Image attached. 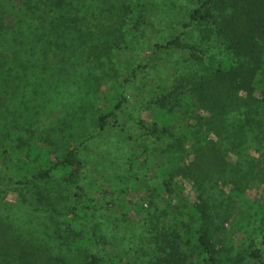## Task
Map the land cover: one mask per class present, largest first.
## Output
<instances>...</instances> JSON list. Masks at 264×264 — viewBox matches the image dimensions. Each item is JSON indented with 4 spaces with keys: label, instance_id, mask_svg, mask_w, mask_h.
I'll use <instances>...</instances> for the list:
<instances>
[{
    "label": "rangeland",
    "instance_id": "rangeland-1",
    "mask_svg": "<svg viewBox=\"0 0 264 264\" xmlns=\"http://www.w3.org/2000/svg\"><path fill=\"white\" fill-rule=\"evenodd\" d=\"M77 1L88 4L86 21L93 3L124 5L126 23L117 45L83 52L73 96L26 109L34 123L1 115L12 81H39L51 62L6 59L0 68V264H83L91 255L103 264H205L201 234L211 264H264V84L249 78L236 89L218 79L240 58L214 18L189 23L201 0ZM2 6L13 24L9 2ZM231 12L247 23L241 4L225 1L215 15ZM34 30L30 38L42 40ZM259 30L253 67L264 71ZM41 145L60 166L46 180L34 178L45 169Z\"/></svg>",
    "mask_w": 264,
    "mask_h": 264
},
{
    "label": "trees",
    "instance_id": "trees-1",
    "mask_svg": "<svg viewBox=\"0 0 264 264\" xmlns=\"http://www.w3.org/2000/svg\"><path fill=\"white\" fill-rule=\"evenodd\" d=\"M6 1L9 2L11 16L16 18L13 24L4 23L10 13H3L2 3ZM225 1L232 3L235 7L241 4V9L247 16L245 25L234 18L237 17L234 12H231L226 19L217 20L222 16L215 14L220 11V6L224 5ZM104 5L107 4L93 3L91 21H86L87 12L84 10L88 6L86 1L81 3L77 0H17L15 3L12 0H0V68L6 67V59L13 61L14 64L18 60L31 57L40 61L41 65L43 61L51 62L49 68L43 66L41 68L43 72L33 76L39 81L20 77L12 81L6 93L7 99L5 98L2 102L1 115L6 113L19 121L34 123L35 116L24 115L26 109L48 106L50 99L53 100L60 95L73 96V74L81 73L83 52L104 50L117 45L119 38L116 37L121 31L120 26L122 28L126 23L124 5L118 6L115 12ZM117 12L120 14L118 15ZM213 18L217 21L218 32L228 44L229 50H235L236 57L240 58L239 62L225 72L218 70V79L228 82L236 89H244L251 78L261 87L264 84V71L253 67L256 66L259 55L253 47V36L257 32L260 33L259 28L264 32V0H201L191 10L189 23L213 20ZM252 22L256 23L257 27L248 26L250 23L253 24ZM245 26L248 28L246 29ZM184 27H188V24ZM34 29H42V40L30 38L29 33H34ZM249 66L251 70L248 72ZM46 70L48 72H45ZM0 78L5 79L1 74ZM8 82L5 80L6 84ZM31 82H38V84ZM107 116L108 114L101 115L97 119L99 129L102 130L106 126ZM14 122L16 123L15 120ZM12 137L19 139L20 136L15 133ZM35 149L45 169L38 170L34 178L46 180L53 169L60 166L51 162L46 146L41 145L40 149ZM5 153V149L0 150V158ZM66 167L70 169L69 164ZM76 189L80 190V187ZM93 229L97 227L94 226ZM197 240L198 249L204 256L202 258L204 263L211 264L210 246L202 234L197 237ZM56 262L64 264L59 258H56ZM83 264H103V260L98 255H91Z\"/></svg>",
    "mask_w": 264,
    "mask_h": 264
}]
</instances>
